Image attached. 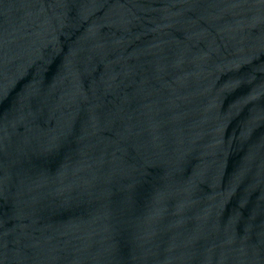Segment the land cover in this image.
<instances>
[{"label":"water","instance_id":"water-1","mask_svg":"<svg viewBox=\"0 0 264 264\" xmlns=\"http://www.w3.org/2000/svg\"><path fill=\"white\" fill-rule=\"evenodd\" d=\"M0 264H264V0H0Z\"/></svg>","mask_w":264,"mask_h":264}]
</instances>
